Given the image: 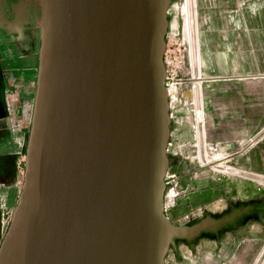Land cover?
Returning <instances> with one entry per match:
<instances>
[{"label":"water","instance_id":"1","mask_svg":"<svg viewBox=\"0 0 264 264\" xmlns=\"http://www.w3.org/2000/svg\"><path fill=\"white\" fill-rule=\"evenodd\" d=\"M170 2L41 0L23 181L0 264H165L186 233L164 211Z\"/></svg>","mask_w":264,"mask_h":264},{"label":"rangeland","instance_id":"2","mask_svg":"<svg viewBox=\"0 0 264 264\" xmlns=\"http://www.w3.org/2000/svg\"><path fill=\"white\" fill-rule=\"evenodd\" d=\"M32 1L39 21L41 0ZM170 1L164 65L171 131L178 143L172 142L168 151L164 211L176 224L192 216L197 218L206 210L220 212L225 200L264 197V170L247 171L244 150L236 154L234 147H224L214 155L208 145L203 146L199 133L207 85L212 79L228 78L235 38H264V0ZM200 3L203 7L197 8ZM198 10L204 11L207 20L200 31ZM19 161L18 189L23 181L25 154ZM14 208L10 209L7 226ZM258 244L259 249L264 247V229ZM176 247L170 245L168 254Z\"/></svg>","mask_w":264,"mask_h":264},{"label":"crops","instance_id":"3","mask_svg":"<svg viewBox=\"0 0 264 264\" xmlns=\"http://www.w3.org/2000/svg\"><path fill=\"white\" fill-rule=\"evenodd\" d=\"M201 7L203 4L197 5ZM201 12H197L198 31L207 25L206 14ZM234 50L228 78H215L207 85L200 138L214 155L218 149L234 147L236 154L244 150L247 171L264 170V38H235ZM173 133L171 131L168 151L172 142L178 143ZM18 176L0 186V244L7 229V216L16 206L20 193ZM5 214L8 215L5 217ZM263 229L264 224L251 222L244 231L219 241L203 239L192 246L178 245L171 249L166 263L264 264V247L258 248Z\"/></svg>","mask_w":264,"mask_h":264},{"label":"flooded vegetation","instance_id":"4","mask_svg":"<svg viewBox=\"0 0 264 264\" xmlns=\"http://www.w3.org/2000/svg\"><path fill=\"white\" fill-rule=\"evenodd\" d=\"M32 2L0 0V186L17 178L18 160L26 153L30 132L41 43V17L38 21ZM251 222L264 224V197L225 200L220 212L206 210L197 218L176 223L186 233L173 237L171 246L219 241L244 231Z\"/></svg>","mask_w":264,"mask_h":264},{"label":"built area","instance_id":"5","mask_svg":"<svg viewBox=\"0 0 264 264\" xmlns=\"http://www.w3.org/2000/svg\"><path fill=\"white\" fill-rule=\"evenodd\" d=\"M166 203H167V202L165 201V207L167 206ZM6 215H8V214H5V217H6ZM9 217H10V214L7 216V221L9 220Z\"/></svg>","mask_w":264,"mask_h":264},{"label":"bare ground","instance_id":"6","mask_svg":"<svg viewBox=\"0 0 264 264\" xmlns=\"http://www.w3.org/2000/svg\"><path fill=\"white\" fill-rule=\"evenodd\" d=\"M195 19V18H194ZM194 26V25H193ZM198 93H200V92H198ZM195 101V100H194ZM200 104H201V102H200ZM199 108V107H198ZM198 112V111H197ZM198 116V115H197ZM201 116V115H200ZM196 123V122H195ZM197 129V128H196ZM198 132V131H197ZM221 170V169H220ZM219 170V171H220ZM216 171L218 172V169H216Z\"/></svg>","mask_w":264,"mask_h":264}]
</instances>
